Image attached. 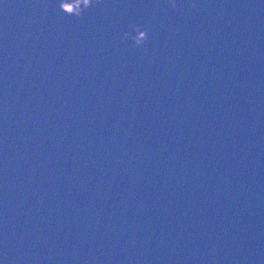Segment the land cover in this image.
<instances>
[{"label": "water", "instance_id": "1", "mask_svg": "<svg viewBox=\"0 0 264 264\" xmlns=\"http://www.w3.org/2000/svg\"><path fill=\"white\" fill-rule=\"evenodd\" d=\"M59 3L0 0V264H264V0Z\"/></svg>", "mask_w": 264, "mask_h": 264}, {"label": "clouds", "instance_id": "2", "mask_svg": "<svg viewBox=\"0 0 264 264\" xmlns=\"http://www.w3.org/2000/svg\"><path fill=\"white\" fill-rule=\"evenodd\" d=\"M98 0H60L59 8L66 14L76 17L84 15L85 10L96 6ZM193 8L195 4L191 5ZM170 7L175 9L177 7L176 0H171ZM131 30H125L121 36V42L131 41L132 48H140L147 52L145 47L146 42L150 39L149 29L143 24H133L130 26Z\"/></svg>", "mask_w": 264, "mask_h": 264}]
</instances>
